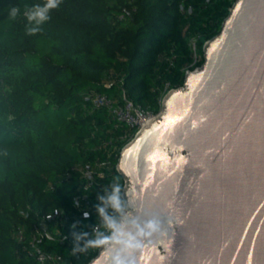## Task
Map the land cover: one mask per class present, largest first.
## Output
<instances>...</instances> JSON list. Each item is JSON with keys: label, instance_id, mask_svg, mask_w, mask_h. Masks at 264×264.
Segmentation results:
<instances>
[{"label": "trees", "instance_id": "trees-1", "mask_svg": "<svg viewBox=\"0 0 264 264\" xmlns=\"http://www.w3.org/2000/svg\"><path fill=\"white\" fill-rule=\"evenodd\" d=\"M234 2L62 0L28 35L25 5L44 0H0V264H37L34 245L65 264L97 255L126 206L116 163L132 131L94 94L158 113Z\"/></svg>", "mask_w": 264, "mask_h": 264}, {"label": "water", "instance_id": "water-1", "mask_svg": "<svg viewBox=\"0 0 264 264\" xmlns=\"http://www.w3.org/2000/svg\"><path fill=\"white\" fill-rule=\"evenodd\" d=\"M116 169L126 206L86 264H264V0H235Z\"/></svg>", "mask_w": 264, "mask_h": 264}, {"label": "built area", "instance_id": "built-area-1", "mask_svg": "<svg viewBox=\"0 0 264 264\" xmlns=\"http://www.w3.org/2000/svg\"><path fill=\"white\" fill-rule=\"evenodd\" d=\"M92 103L95 107L107 108L119 121L124 122L132 131L131 138L143 125L156 115V113H153L152 111L143 108L141 105H137L127 99L124 93L120 100H115L105 93L97 92L93 96ZM83 173L85 176L91 175V171L87 168ZM76 205H78V200H76ZM42 228L41 234L45 238H55V234L49 231L46 226H43ZM106 229L107 231L109 230L108 227ZM19 237L22 239L21 235H19ZM34 249L37 253V264H65L64 258L60 253L45 251L38 245H34Z\"/></svg>", "mask_w": 264, "mask_h": 264}, {"label": "clouds", "instance_id": "clouds-1", "mask_svg": "<svg viewBox=\"0 0 264 264\" xmlns=\"http://www.w3.org/2000/svg\"><path fill=\"white\" fill-rule=\"evenodd\" d=\"M62 0H44L42 4H35L31 7L25 5L24 16L27 20L26 24V33L28 35H35L42 31V26L50 20V13L52 10L57 9ZM20 14V7L14 6L11 7L8 11V19L15 20L17 16ZM119 191V188H116V192ZM112 202L114 205L118 207V198L117 196H113ZM149 227L155 228V225H150ZM117 264H120L117 261Z\"/></svg>", "mask_w": 264, "mask_h": 264}]
</instances>
